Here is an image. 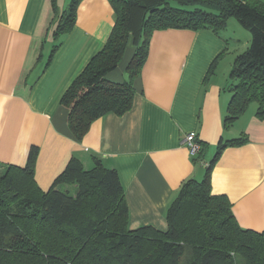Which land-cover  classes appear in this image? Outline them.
Returning a JSON list of instances; mask_svg holds the SVG:
<instances>
[{"label": "crops", "instance_id": "crops-1", "mask_svg": "<svg viewBox=\"0 0 264 264\" xmlns=\"http://www.w3.org/2000/svg\"><path fill=\"white\" fill-rule=\"evenodd\" d=\"M68 2L57 0L59 11ZM54 15L52 0H0V158L24 167L37 147L35 178L44 191L72 158L85 169L100 160L122 180L128 229L167 231V209L182 182L204 177L219 143L246 135L215 161L212 189L228 197L243 228L263 230L264 121L252 103L231 127L224 124L229 72L251 42L225 34L226 45L209 30L156 31L134 80L132 108L104 114L77 140L62 98L104 48L115 12L109 0H82L76 25L53 51ZM129 46L108 75L113 81L127 79L133 38ZM191 132L206 144L198 161L184 143Z\"/></svg>", "mask_w": 264, "mask_h": 264}, {"label": "trees", "instance_id": "trees-1", "mask_svg": "<svg viewBox=\"0 0 264 264\" xmlns=\"http://www.w3.org/2000/svg\"><path fill=\"white\" fill-rule=\"evenodd\" d=\"M56 1L52 0L53 51L76 25L82 2L70 0L59 11ZM109 2L115 23L108 40L62 98L68 109V126L77 140L104 114L120 115L132 108L134 80L156 31L209 30L229 45L224 33L231 18L254 34L252 44L232 63L224 124L231 127L252 103L257 105V117L264 121L263 0ZM131 38L136 48L127 79L113 81L108 75L124 59ZM247 139L243 135L219 143L204 177L182 182L167 209V231L128 229L122 180L116 169L100 160L85 169L72 158L44 191L35 178L37 147L31 149L24 167L0 158V264H264V229L243 228L228 197L214 194L212 189L211 169L223 149ZM205 147L202 143L196 161Z\"/></svg>", "mask_w": 264, "mask_h": 264}, {"label": "rangeland", "instance_id": "rangeland-1", "mask_svg": "<svg viewBox=\"0 0 264 264\" xmlns=\"http://www.w3.org/2000/svg\"><path fill=\"white\" fill-rule=\"evenodd\" d=\"M224 34H227L228 37H229V35H235L233 37H235V38L240 39L241 41H243V44L246 41L251 42V44H252L253 34L254 33L252 31H250L248 28H245L244 26H242L240 24V22L238 21V19L231 18L228 21V27H227V30L225 31ZM232 47L234 48V47H236V45L233 44ZM135 48L136 47L134 45V48L133 49H135Z\"/></svg>", "mask_w": 264, "mask_h": 264}, {"label": "built area", "instance_id": "built-area-1", "mask_svg": "<svg viewBox=\"0 0 264 264\" xmlns=\"http://www.w3.org/2000/svg\"><path fill=\"white\" fill-rule=\"evenodd\" d=\"M184 143L188 147L190 154L193 156H198V154L202 150V142L198 138V135L196 132H191L187 134L185 137ZM205 165L208 166L209 164L206 163Z\"/></svg>", "mask_w": 264, "mask_h": 264}]
</instances>
